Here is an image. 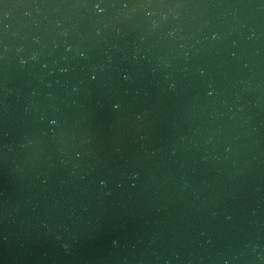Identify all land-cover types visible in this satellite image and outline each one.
Returning a JSON list of instances; mask_svg holds the SVG:
<instances>
[{"label": "water", "instance_id": "1", "mask_svg": "<svg viewBox=\"0 0 264 264\" xmlns=\"http://www.w3.org/2000/svg\"><path fill=\"white\" fill-rule=\"evenodd\" d=\"M146 2L0 0V264H264V0Z\"/></svg>", "mask_w": 264, "mask_h": 264}, {"label": "clouds", "instance_id": "2", "mask_svg": "<svg viewBox=\"0 0 264 264\" xmlns=\"http://www.w3.org/2000/svg\"><path fill=\"white\" fill-rule=\"evenodd\" d=\"M85 6H87V5H85ZM164 6H165V5H154V4L151 2V0H148V2H146V3H142V4L137 5V7L145 8V9H147V8H152V7H164ZM174 6H175V7H187L188 5L178 4V5H174ZM204 6L206 7V5H204ZM94 7H95V9H96L100 14H104V12H105V8H104V7H101L100 4H95ZM123 7H124V8H128L129 5H128V4H124ZM148 16L151 17V16H152V13L149 12V13H148ZM63 35L66 36V35H67V32L63 33ZM213 39H218V36H213ZM8 50H9V49H8L7 45L5 44V46H4V51H5V53H7ZM80 55H81V56H86V54H85L84 52H81ZM31 59H32L33 61H38V60H39V56H38L37 54H33L32 57H31ZM27 64H28V61H27V60H25V59H21V60H20V65H21V66H26ZM44 67H47V65H44ZM64 71H67V69H64ZM92 79H93V80L96 79V76L93 75V76H92ZM124 79L127 80L128 77L125 76ZM208 95L211 96V95H213V93H212V92H208ZM53 123L55 124L56 122L53 121ZM250 247H252L253 252H260V250H261L260 247H259V245H256V246H251V245H250Z\"/></svg>", "mask_w": 264, "mask_h": 264}]
</instances>
